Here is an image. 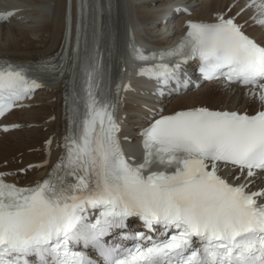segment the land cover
<instances>
[{
  "label": "snow or ice",
  "instance_id": "snow-or-ice-1",
  "mask_svg": "<svg viewBox=\"0 0 264 264\" xmlns=\"http://www.w3.org/2000/svg\"><path fill=\"white\" fill-rule=\"evenodd\" d=\"M235 6L208 21H185L184 35L170 48H129L144 65L137 74L157 82L154 95L187 88L185 66L198 60L204 79L243 87L258 110L188 107L157 118L149 109L136 162L121 146L99 30L89 45L88 4L78 0L76 43L70 56L65 47L64 58L79 67L81 89L69 102L62 152L45 177L21 186L6 179L13 173L0 172V264H98L77 246L94 250L103 264H264V188L249 191L264 173V42L237 20L251 10L250 19L264 29V0H245L228 15ZM14 14L0 12V21ZM64 58L34 66L0 60V117L40 87L36 74L62 73ZM222 170L236 173L232 182ZM132 219L143 230H128ZM117 231L120 242H107Z\"/></svg>",
  "mask_w": 264,
  "mask_h": 264
},
{
  "label": "bare ground",
  "instance_id": "bare-ground-1",
  "mask_svg": "<svg viewBox=\"0 0 264 264\" xmlns=\"http://www.w3.org/2000/svg\"><path fill=\"white\" fill-rule=\"evenodd\" d=\"M170 0H120V8L116 13V24L125 19L136 29L141 39L146 43L154 42L161 32L158 15L162 8ZM188 3H196L192 17L211 20L216 12H225L229 5L235 4L228 15L234 14L244 1L240 0H186ZM7 8L19 10L16 17L7 24H0V53L13 58H35L51 48H55L60 41L62 31V13L64 0H3ZM251 10L238 17L239 21L247 19ZM176 23L179 25L180 21ZM248 32L255 34L258 29L247 25ZM141 89L140 87H138ZM39 100L38 105H32L29 109L13 110L6 121L15 120L24 122L28 129L9 132L0 135V163L8 161L14 163L20 156L16 154L23 151V164L30 162L41 151L40 141L47 133H53L55 121L45 123L56 105L52 101L57 94L54 86ZM138 97V96H137ZM140 97V96H139ZM193 106H209L210 108L238 109L240 111L254 112L259 108L258 102H254L245 96L244 92L235 91L232 87L205 84L198 90L186 93L174 99L171 109ZM129 112L133 118V125L141 114V109L132 106ZM47 126V131L42 126ZM35 148V152H28ZM10 152V153H9ZM42 156V154H41Z\"/></svg>",
  "mask_w": 264,
  "mask_h": 264
},
{
  "label": "rangeland",
  "instance_id": "rangeland-1",
  "mask_svg": "<svg viewBox=\"0 0 264 264\" xmlns=\"http://www.w3.org/2000/svg\"><path fill=\"white\" fill-rule=\"evenodd\" d=\"M10 153V152H9Z\"/></svg>",
  "mask_w": 264,
  "mask_h": 264
}]
</instances>
